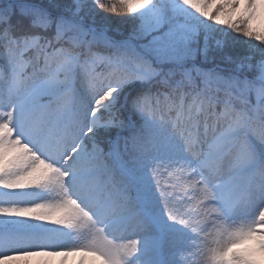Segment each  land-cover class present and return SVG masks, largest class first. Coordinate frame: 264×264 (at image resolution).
<instances>
[{
    "label": "snow or ice",
    "instance_id": "snow-or-ice-1",
    "mask_svg": "<svg viewBox=\"0 0 264 264\" xmlns=\"http://www.w3.org/2000/svg\"><path fill=\"white\" fill-rule=\"evenodd\" d=\"M70 258L264 264V0H0V264Z\"/></svg>",
    "mask_w": 264,
    "mask_h": 264
},
{
    "label": "trees",
    "instance_id": "trees-1",
    "mask_svg": "<svg viewBox=\"0 0 264 264\" xmlns=\"http://www.w3.org/2000/svg\"><path fill=\"white\" fill-rule=\"evenodd\" d=\"M195 21H196V22H199V18H195ZM72 259H73V258H70V259H69V264H72Z\"/></svg>",
    "mask_w": 264,
    "mask_h": 264
},
{
    "label": "rangeland",
    "instance_id": "rangeland-1",
    "mask_svg": "<svg viewBox=\"0 0 264 264\" xmlns=\"http://www.w3.org/2000/svg\"><path fill=\"white\" fill-rule=\"evenodd\" d=\"M157 213L159 212V209H156ZM161 222H163V218L161 217Z\"/></svg>",
    "mask_w": 264,
    "mask_h": 264
}]
</instances>
